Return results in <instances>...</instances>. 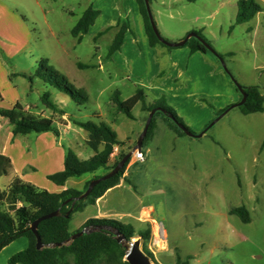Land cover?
<instances>
[{
  "label": "rangeland",
  "instance_id": "rangeland-1",
  "mask_svg": "<svg viewBox=\"0 0 264 264\" xmlns=\"http://www.w3.org/2000/svg\"><path fill=\"white\" fill-rule=\"evenodd\" d=\"M91 1L18 3V10L26 12L30 20L28 45L11 61L5 60L8 70L10 63L16 64L24 77L11 78L22 94L21 102L31 105V111L37 115L73 129L63 136L62 142L82 160H88L94 152L85 143L86 132L75 126V121L105 123L128 145L115 152L110 164L118 162L120 153H130L135 164L127 170L123 188L109 194L103 209L136 215L133 237L139 239L143 252L152 253L153 264H177V255L178 264H264V113L243 115L239 107H234L207 128L224 107H214L200 84L191 89L194 94H188L194 100L185 106L181 102V107L169 95L151 89L170 73L169 54L164 56L157 51L141 54L132 15L123 14L121 0H118L119 17H128L131 29L127 41L110 57L107 53L115 33L105 30L107 22L100 18L102 14L80 42L71 36L73 26ZM238 1L149 0V8L165 41L177 43L193 30L200 32L222 56L239 85H256L264 93V12L248 22L235 24ZM256 1L264 7V0ZM4 34L10 35L7 29ZM157 47L171 52L187 46L167 48L158 44ZM207 56L222 70L211 53ZM136 60L142 69L140 75L136 73ZM40 61H44L47 70L58 72L76 88L84 90L86 98L77 97L73 101L35 78ZM78 63L84 67L78 68ZM224 74L231 89L223 86L219 96L221 104L230 107L240 101L241 95ZM177 83L181 88L184 79ZM138 88L144 91L146 105L162 101L174 109L191 133L198 135L207 128L206 131L199 138L179 136L160 113L155 118L151 137L142 145V158H135L136 141L149 113L138 103L131 111L134 119H129L117 111L110 98L119 92L121 99H127ZM43 92L50 93L58 111L47 110L42 105ZM135 180L134 192L127 182ZM239 206L247 210L248 223L230 214L231 209ZM86 207L73 213L69 222L71 231L85 218L94 216L96 207L90 204ZM142 207L152 208L149 217L147 211L140 216ZM105 219L119 221L113 215ZM122 222L134 223L127 218ZM146 229H150V237L143 240L138 233Z\"/></svg>",
  "mask_w": 264,
  "mask_h": 264
},
{
  "label": "trees",
  "instance_id": "trees-1",
  "mask_svg": "<svg viewBox=\"0 0 264 264\" xmlns=\"http://www.w3.org/2000/svg\"><path fill=\"white\" fill-rule=\"evenodd\" d=\"M136 1L149 45L151 47L158 44L165 46L153 33L144 1ZM236 9L235 24L248 22L256 14L264 12V7L256 0H239L236 4ZM97 16L98 11L94 10L91 6L87 7L73 26L71 36L77 42H80L82 36L94 24ZM117 26L118 31L109 46L107 57H110L112 53L120 49L125 32L130 30L128 20H124L122 23L118 21ZM196 33L202 37L200 32ZM100 35L101 33L98 34V36ZM202 39L204 38L202 37ZM183 46H187L191 52L199 51L205 54L210 53L194 38H190ZM214 58L217 60L216 57ZM217 62L219 61L217 60ZM43 63L44 61H40L34 73L35 78L43 84L57 89L73 101H76L77 97L86 98L84 90L76 88L58 72L47 70ZM77 65L78 68L84 67V65L79 63ZM28 78L30 81L32 80L31 77ZM241 87L246 94L245 102L239 106L241 113L243 115L263 113L264 96L259 86ZM144 99V91L138 88L127 99H121L119 92H115L111 96L110 102L116 107L118 112H121L129 119H134L131 111L138 103H141V109L148 113L153 109H161L165 112L164 114L161 113V115L169 122L172 131L179 136H185L177 125H181L187 130L189 129L182 119L177 116L174 109L162 101L156 104L146 105ZM40 100L47 110L58 111L57 105L51 100L49 92H43ZM227 108L228 106L220 110L218 114L224 112ZM59 112L61 114L64 113L60 110ZM159 115L160 112L153 114L142 145H144L146 139L151 137L155 127V118ZM168 115L172 116L173 121L167 117ZM0 117L8 119L12 126L13 135L28 133L40 134L44 132H51L56 137L59 135L51 118L25 111L18 103L11 109H0ZM74 125L86 132V145L94 152V155L88 160H81L71 149H66L63 170L49 175L47 178L56 185L63 186L70 178L77 179L84 175H91V178L86 181L83 190L78 191L73 188H67L59 193H51L19 179L13 180L5 190L0 189V250L20 237L28 239L27 248L12 255L8 259L7 264H128L124 260L125 249L116 242L114 234L110 231L103 229L82 234L68 241L71 235L79 232L81 229L95 228L98 226L115 229L124 235L126 239H131L135 235V229L130 224L98 218H90L77 231H69V222L73 213L82 211L88 204H94L108 189L117 185L130 161L129 158L116 175L96 184L86 198L76 201L75 199L86 190L91 180L98 179L117 164L116 161L112 165L107 166L114 147L122 146L123 142L118 140L116 132L105 123H95L88 120L75 121ZM262 144L264 145V141ZM100 146H102V150H99ZM124 155L125 153H121L119 160ZM10 167V159L0 154V178L7 173ZM18 204L20 206H17ZM5 205H7L6 209L4 208ZM57 210L59 211L58 216L43 220L37 225V232L44 244L42 249L37 250L35 248V236L30 231V226L39 217ZM68 211L70 212L68 213ZM230 214L236 215L244 223L249 222L248 212L243 206L231 209ZM138 236L143 240H148L150 237V229L139 232ZM58 243L62 245L59 247H49L50 245ZM144 253L155 263L152 253L145 250ZM179 260V255H177V264Z\"/></svg>",
  "mask_w": 264,
  "mask_h": 264
},
{
  "label": "crops",
  "instance_id": "crops-1",
  "mask_svg": "<svg viewBox=\"0 0 264 264\" xmlns=\"http://www.w3.org/2000/svg\"><path fill=\"white\" fill-rule=\"evenodd\" d=\"M18 3L27 4V0H0V109H11L15 104L18 103L23 107L25 111L37 114L36 112L31 111V105H28V103L25 102H21L23 100L22 94L18 89V86L14 85L11 80L12 77L20 78L22 80L23 75L17 69L18 66L16 64L10 63V70H8L7 62L5 60L7 59L11 61L12 57L14 58L28 45L27 37L29 35V26L27 22H29L30 20L27 17L26 12L18 10ZM35 3L38 4L37 1ZM121 4L124 10L123 14L132 15V20L135 24L136 32L138 35V45L140 47L141 54H143L144 56L147 53L152 54L156 51L157 53L159 52L161 54H164V56H167V54H169L168 61L171 66L170 73L167 74V76L158 84H153L151 86V89L155 90L157 93H165L169 95L168 97H172L173 101L177 102L181 107V102H183V106H185L188 104L187 102L191 103L194 100V98H192L188 94H194L191 89H194V87L200 84L201 88L208 93V97L211 98L210 100L214 104V107H216L215 105H217V107H219L220 109H222V107H226V105L224 106L221 104L222 102L220 101L219 94L221 93L220 91H222L223 86H226L229 89H231V87L229 85L230 83L228 78L223 72V69L222 71L219 70V68H216V65L207 56V54L199 51L191 52L188 47L171 52L163 48H155L157 45L151 47L144 30V24L139 13L137 1L121 0ZM89 6L98 11L97 19L99 15L102 14V17L100 18L106 19L103 21L107 22L105 24V28L108 30L111 29L115 33L114 37L118 31V21L122 23L124 20H128L129 27L131 29V22L129 21V18H126V16L119 17L121 12L119 9L118 0H100L99 3L97 0H92L86 6V8ZM19 14L21 15V18ZM5 29H7L10 33V35L7 37L4 34ZM128 32L129 30L124 34L122 45L129 38ZM193 32L196 31L193 30ZM23 36L25 37V42H23ZM182 37L183 36H181L179 39H181ZM141 70L142 69L139 61L136 60L137 75H140ZM181 79H184V83L182 84L183 88H180V83H177V81H180ZM260 91L264 96L263 88H260ZM214 100H218L219 102L215 103ZM63 101L64 100L60 99V102ZM52 120L58 130V137H56L51 132H44L40 134L28 133L13 135L12 126L10 125L8 119L0 117V154L7 157L11 161L10 169L4 176L0 178V180L2 179L3 182V184L0 185L1 190H5L15 179H19L25 183L32 184L39 189L46 190L51 193H59L67 188H73L78 191L83 190L86 181L91 178V175H84L77 179L70 178L64 183L63 186L56 185L47 178V176L63 170L65 151L66 149L70 148L62 142V138L65 134H69V131L73 130L70 129L68 125L62 126L59 125L54 119ZM86 140L87 135L85 143ZM118 140L122 142V140H120L119 138ZM127 146L128 145L124 144L123 142L122 146L114 147L113 152L110 154L107 166L111 165L110 160L111 157H114L115 152ZM99 150H102V146L99 147ZM75 154L79 157V159H81L79 154ZM133 161H135V159L131 158L126 167V171H124L122 178L119 180L118 184L108 189L100 198L95 201L94 204H91L93 207H96V212L91 218L105 219L108 218V215H113L114 217H117L121 223L130 224L134 229L136 228V215H133L131 212H115L113 210L106 211L103 209V205L107 204L109 194L118 188H123L124 184L126 183V179L128 178L127 170L135 164ZM127 184L128 188H131L133 191L134 189L136 190V180L133 183L127 182ZM6 206L7 205L4 206L5 209ZM17 206H20V204H18ZM86 206L84 209L87 208ZM145 209L146 208L143 207L139 209V214L141 216L145 211H147V216L149 217L152 208L149 207L147 210ZM123 218L130 219L134 223L122 222ZM86 220H88V218L82 220L74 231H77ZM69 231L74 232L70 229ZM27 246L28 241L27 239H25V237H20L12 241L0 250V264H7L8 259L12 255L24 250L25 248H27Z\"/></svg>",
  "mask_w": 264,
  "mask_h": 264
},
{
  "label": "water",
  "instance_id": "water-1",
  "mask_svg": "<svg viewBox=\"0 0 264 264\" xmlns=\"http://www.w3.org/2000/svg\"><path fill=\"white\" fill-rule=\"evenodd\" d=\"M144 1V5H145V9L147 12V16L149 19V23L151 25V28L153 30V33L155 34V36L157 37V39L164 44L167 47H171V48H176V47H181L183 46L190 38H194L196 40H198L207 51H209L214 57L217 58V60L219 61L222 69L224 70V72L229 76V78L231 79V81L233 82V84L235 85V87L237 88L238 92L241 95V99L239 102H237L236 104L228 107L224 112H222L218 117H216L209 125L207 128L211 127L214 123H216L223 115H225L229 110H231L234 107H239L241 106L246 99V94L243 90V88L241 87V85H239L231 76V74L229 73V71L226 68V65L224 63L223 58L216 52L214 51V49L204 40L202 39V37H200L196 32H190L188 33L183 39H181L179 42L177 43H169L167 41H165L158 33L155 23L153 21L151 12H150V8H149V1L148 0H143ZM160 112V113H165L163 110L161 109H153L149 112L147 119L145 121V125L144 128L141 132V134L139 135L137 141H136V145H135V149L137 151H141L142 149V144H143V139L146 136V132L147 129L149 127L151 118L153 116V114L155 112ZM169 119H172L171 115L167 116ZM177 127L186 135L192 138H199L201 137L204 132L206 131V129L204 131H202V133L195 135L193 133H191L189 130L185 129L183 126L181 125H177ZM130 158V153L125 154L118 162L117 164L107 173H105L104 175H102L101 177H99L98 179H94L91 180L86 188V190L79 196L77 197L75 200H82L84 198H86L89 193L91 192V190L93 189V187L98 184L101 181H105L108 180L109 178L113 177L114 175H116L119 170L124 166V164L126 163V161ZM70 211H68L69 213ZM67 213V215H68ZM59 215V211H54L52 213L43 215L41 217H39L38 219H36L30 226V231L33 233V235L35 236V248L37 250L42 249L44 247V244L41 241V238L37 232V225L43 221L46 220L48 218L51 217H55ZM66 215V216H67ZM107 230L110 231L111 233L114 234V238L116 240L117 243H119L124 249H125V257L124 260L128 263V264H153V262L150 260V258L143 252V250L140 248V242L139 239L137 238H131V239H126V237L124 235H122L121 233H119L117 230L109 228V227H104V226H98L95 228H83L81 229L79 232L73 234L70 236V238L68 239V241H71L79 236H81L82 234H88L91 232H95V231H99V230ZM61 243L58 244H54V245H50L49 247H59L61 246Z\"/></svg>",
  "mask_w": 264,
  "mask_h": 264
},
{
  "label": "built area",
  "instance_id": "built-area-1",
  "mask_svg": "<svg viewBox=\"0 0 264 264\" xmlns=\"http://www.w3.org/2000/svg\"><path fill=\"white\" fill-rule=\"evenodd\" d=\"M134 157L137 158V159L142 158V152L135 150L134 151Z\"/></svg>",
  "mask_w": 264,
  "mask_h": 264
}]
</instances>
